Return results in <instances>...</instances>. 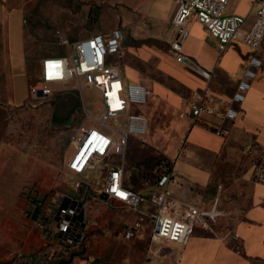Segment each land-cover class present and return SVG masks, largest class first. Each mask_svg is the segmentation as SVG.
<instances>
[{"label":"rangeland","instance_id":"rangeland-1","mask_svg":"<svg viewBox=\"0 0 264 264\" xmlns=\"http://www.w3.org/2000/svg\"><path fill=\"white\" fill-rule=\"evenodd\" d=\"M25 1L29 2L23 24L25 84L14 87L9 49H5V38L0 36V264L9 263L18 253H33L41 248L31 219L34 204L71 188L74 177L67 163L75 149L72 136L82 128L97 125L101 115L98 91L82 80L54 86L49 98L29 95V89L40 83L41 60L70 52L60 43L62 38L72 43L95 33L108 35L116 28L124 32L122 57L112 62L127 82L135 83L133 72L136 81L150 92L144 107L149 119L146 143L132 139L126 151V179L130 181L134 176L136 184L130 182L136 190L142 189V183L134 169L143 166L150 170L163 157H178L185 143L186 130L181 125L188 114L185 103L199 79L176 64L169 54L174 37V0ZM249 1L235 0L229 13H248ZM215 48L211 41L209 49ZM227 49L245 47L235 44ZM75 94L79 99L77 107L72 104ZM109 126L119 128L113 121ZM235 161L221 153L211 178L210 188L218 186L221 219L246 209L249 203V186L240 179L246 171L242 161ZM94 176L98 178L99 173ZM137 211L119 203L104 206L93 219L77 258L85 264H130L141 258L151 222L147 220L145 231L138 236L127 238L122 234L125 226L137 219ZM230 227L231 221L226 219L218 234Z\"/></svg>","mask_w":264,"mask_h":264},{"label":"built area","instance_id":"built-area-1","mask_svg":"<svg viewBox=\"0 0 264 264\" xmlns=\"http://www.w3.org/2000/svg\"><path fill=\"white\" fill-rule=\"evenodd\" d=\"M232 0H174L175 11L171 20L174 37L169 43L173 61L206 81L211 74L202 70L184 54L189 37V25L200 23L216 41L222 55L230 45L241 44L247 50L246 65L241 78L229 98L213 95L208 86L194 93L189 102L190 117L195 124L203 115H217L219 124L214 128L217 136L229 135L228 125L238 119L240 107L245 102L264 61L258 56L264 43V0H253L246 16L229 13ZM124 32L114 29L108 35H95L69 43L63 56H49L41 61L40 83L29 89L32 98L45 99L54 93V86L82 80L99 93L101 115L97 125L80 129L72 140L75 149L67 169L73 175L71 188L48 200L35 202L31 219L42 242L33 253H18L9 264H63L84 247L93 219L103 207L114 202L128 209H138L144 204L152 207V239H161L184 249L195 229L206 231L214 238L237 240L233 229L219 235L214 225L223 217L216 197L209 206L197 207L176 199L171 187L179 184L173 161L163 157L146 170L134 169L146 192L136 191L125 181V157L129 140L146 143L149 122L139 111L147 104L149 91L141 84L126 82L112 60L122 57ZM118 123L119 128L109 126ZM181 147L178 157L185 156ZM254 184L264 185V145L246 150ZM104 164L98 178H91ZM144 218L139 217L127 225L122 234L127 238L142 231ZM181 254L178 256L180 259Z\"/></svg>","mask_w":264,"mask_h":264},{"label":"crops","instance_id":"crops-1","mask_svg":"<svg viewBox=\"0 0 264 264\" xmlns=\"http://www.w3.org/2000/svg\"><path fill=\"white\" fill-rule=\"evenodd\" d=\"M234 1L232 0L231 4ZM252 1H249L248 11ZM27 4L29 2L25 0H0V36L3 35L5 38V49H9L10 69L15 77L14 87L16 84H25L23 24L27 13L25 9ZM246 13L242 12L235 15L246 16ZM188 28L189 37L184 45V54L195 61L202 70L210 73L211 79L208 82L194 73L199 79L195 80V91L190 93L185 103L188 108L187 119L181 121V125L186 130L183 146L186 155L183 157H177V155L166 157L173 161V169L180 181L178 185L171 187L172 194L179 201L197 207H207L216 197L220 199L217 191L218 186L210 188L211 178L220 154L226 153L228 157L236 160L235 162L242 161L243 163L246 173L240 179L243 184L249 186V203L246 209L229 213L227 214L228 218L220 219L214 225L218 233L219 226L226 222V219H229L231 227L227 230L233 229L238 235L237 240L224 241L220 238H214L206 231L197 228L187 246L181 250L170 242L151 238L153 209L148 204L140 206L135 210H138L137 219L139 217L144 218L141 233L146 229L147 220L151 222L150 232L142 257L130 264H264V185L253 183L252 171L246 156L247 149L264 145V67L259 71V77L253 82L245 102L241 105L238 119L228 125L229 135L226 138L215 135L213 129L219 124L217 115H203L197 123L192 122L189 109L191 96L194 93L203 92L208 86L210 92L216 97L229 98L243 74L247 50L226 49L222 55H219L216 48L209 49V43L213 41L216 44V41L208 35L200 23L193 22ZM193 30L194 34L192 35ZM95 35L98 34L95 33L90 36ZM217 56L218 59L215 58ZM258 56L264 61V43L259 49ZM131 73L132 80L140 84L135 79V73ZM122 77L127 82L123 75ZM144 107H141L139 111L147 117ZM132 139L135 138L130 140ZM126 165L125 157V170ZM100 166L105 165L101 164ZM97 173H100V171ZM94 174H92V179L95 177ZM125 181L126 184L133 186L126 179V171ZM136 191L146 192L143 187L141 190ZM241 194L246 198L247 195L245 196L244 192ZM221 206L222 204L219 202L218 208L220 209ZM221 220L223 221L221 222ZM180 254L181 257L178 260ZM63 264L85 263L75 256Z\"/></svg>","mask_w":264,"mask_h":264},{"label":"trees","instance_id":"trees-1","mask_svg":"<svg viewBox=\"0 0 264 264\" xmlns=\"http://www.w3.org/2000/svg\"><path fill=\"white\" fill-rule=\"evenodd\" d=\"M73 106L74 107H77V106H79V99H78V96L75 94V96L73 97ZM69 120L67 119L66 120V122H68ZM133 184H136V179L134 178V176L132 175L131 176V180H130ZM7 264H9V263H7Z\"/></svg>","mask_w":264,"mask_h":264}]
</instances>
